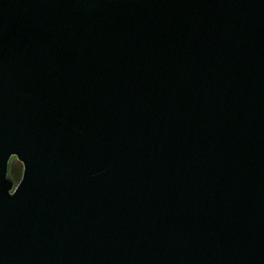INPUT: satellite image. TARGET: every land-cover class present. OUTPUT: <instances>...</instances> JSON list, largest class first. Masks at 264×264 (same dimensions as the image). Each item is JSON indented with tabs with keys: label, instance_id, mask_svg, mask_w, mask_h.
Returning a JSON list of instances; mask_svg holds the SVG:
<instances>
[{
	"label": "water",
	"instance_id": "95a60500",
	"mask_svg": "<svg viewBox=\"0 0 264 264\" xmlns=\"http://www.w3.org/2000/svg\"><path fill=\"white\" fill-rule=\"evenodd\" d=\"M0 264H264V0H0Z\"/></svg>",
	"mask_w": 264,
	"mask_h": 264
},
{
	"label": "trees",
	"instance_id": "16d2710c",
	"mask_svg": "<svg viewBox=\"0 0 264 264\" xmlns=\"http://www.w3.org/2000/svg\"><path fill=\"white\" fill-rule=\"evenodd\" d=\"M22 169H23V165L19 161L15 165L13 164L11 165L10 176L17 184L22 178V174H23Z\"/></svg>",
	"mask_w": 264,
	"mask_h": 264
},
{
	"label": "rangeland",
	"instance_id": "374dc122",
	"mask_svg": "<svg viewBox=\"0 0 264 264\" xmlns=\"http://www.w3.org/2000/svg\"><path fill=\"white\" fill-rule=\"evenodd\" d=\"M15 158H12L11 159V161H10V170H11V165L13 164V165H15L17 162H18V160L17 159H15ZM10 170H9V177L11 178V176H10ZM22 172H23V169H22ZM16 183V182H15Z\"/></svg>",
	"mask_w": 264,
	"mask_h": 264
},
{
	"label": "flooded vegetation",
	"instance_id": "af4514ba",
	"mask_svg": "<svg viewBox=\"0 0 264 264\" xmlns=\"http://www.w3.org/2000/svg\"><path fill=\"white\" fill-rule=\"evenodd\" d=\"M17 184V183H16Z\"/></svg>",
	"mask_w": 264,
	"mask_h": 264
}]
</instances>
